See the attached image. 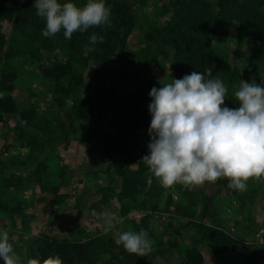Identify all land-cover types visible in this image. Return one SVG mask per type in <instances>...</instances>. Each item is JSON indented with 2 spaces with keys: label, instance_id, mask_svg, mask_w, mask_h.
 Segmentation results:
<instances>
[{
  "label": "rangeland",
  "instance_id": "obj_1",
  "mask_svg": "<svg viewBox=\"0 0 264 264\" xmlns=\"http://www.w3.org/2000/svg\"><path fill=\"white\" fill-rule=\"evenodd\" d=\"M168 2L170 0H144V3L136 0L138 23L129 37L128 45L109 61L101 75L102 83L117 84V90L111 97L115 100L116 109L104 118L103 127L111 128L121 122H140L134 128L132 137L136 148V159L130 165L133 171L138 170L140 164L148 168L142 158L149 154L151 120L140 121L139 114L131 115L129 110L138 104L149 109L152 102L151 89L160 88L173 78L177 79V75L170 68L174 54L172 47H165L168 57L160 55L155 60L145 52L150 45L146 38L147 33L165 25L171 16L166 18L163 15V7ZM3 28L5 34L12 38V42L15 38L19 40L12 25L6 23ZM228 32V39L215 43L218 54L225 56L224 66L211 67L206 73L209 78L222 80L227 87L223 105L226 107H229L230 98H235L234 93L241 80L251 83L255 79L260 83L264 76V45L249 39L244 41L237 54L236 32L233 27H229ZM60 55L57 49L45 53L44 59ZM235 61L238 63L241 79L237 85L231 86L227 73L235 68ZM6 63H0V76L6 67H12L17 74L10 95L20 110L35 108L36 111V116L29 125L23 121L17 124L19 119L14 116L8 122L0 124V162L5 164L0 168L6 172L13 170L15 181L21 183L20 178L25 180L24 185L6 190L5 195L0 198V203L3 201L11 206L23 201L25 217L16 216V222L13 223L10 214L0 211V232H9L10 242L21 261L28 260V251L22 238L27 233L49 235L57 240L87 241L100 238L107 242L111 238L115 239L119 232H139L144 229L148 238L154 242L153 251L147 256L139 257L137 264H185L187 253L194 248L205 256L208 254V248L198 243L200 238L196 230L187 224L191 219L198 220L203 207L200 194L210 182L194 187L176 184L165 189L148 169L145 177L150 186L155 185L152 187L153 191L145 189L138 195L136 202L128 201L127 198L121 199L122 181L116 171H109V163L103 152L104 135H97L90 142L84 140L83 130L90 128L92 123L84 124L81 115L77 113L85 111L82 103L87 102L90 76L95 71L92 66L86 70L77 67V74L84 72L86 82L75 100H68V105L60 109L54 103L53 83L43 76L38 64L29 56L15 58L9 64ZM248 65L263 66H256L257 74L250 76L245 69ZM142 94L144 97H141ZM2 95L0 92V96ZM236 103L239 105L237 100ZM74 104L77 105V110L70 109ZM70 111L72 117L66 118V112ZM69 121L73 122L78 132L71 133V127L67 128L69 134L65 139L59 126L65 122L69 126ZM31 156L34 157V162L31 161ZM13 159H18L20 164H13ZM41 164L46 167L41 168ZM38 166L41 168L40 174L37 172ZM2 176L0 170V180ZM222 180V190L216 195L214 204L218 212V222L223 224L229 235L260 251L259 260L252 264H264V182L250 179L247 190L239 191L229 188L227 179ZM42 185H57L60 188L58 193L62 198L58 205H54L53 194L44 191ZM170 196L172 204L168 208ZM177 206L182 209H177ZM101 212L112 214L115 224L113 230H105L103 220L99 219ZM147 216L148 227H145L142 218ZM170 221L174 223V228L168 225ZM99 254L102 261L110 259L107 253ZM0 264H4L2 259Z\"/></svg>",
  "mask_w": 264,
  "mask_h": 264
},
{
  "label": "trees",
  "instance_id": "obj_2",
  "mask_svg": "<svg viewBox=\"0 0 264 264\" xmlns=\"http://www.w3.org/2000/svg\"><path fill=\"white\" fill-rule=\"evenodd\" d=\"M34 2L35 0H0V63L6 61L9 64L12 59L29 56L38 64V69L43 76L53 83L54 103L60 109L68 105V100H75L86 82L84 72L77 74V67L86 70L92 66L95 69L94 74L90 76L87 88V102L82 103L85 111L84 113L75 111V114L81 115L84 124L92 123L90 128L83 130L84 140L90 142L95 136L104 135L103 152L109 163V171H116L122 181L120 198L136 202L138 195L145 189L149 188L152 192V187H155L154 184L152 186L148 184L145 177L148 168L144 164H140L138 170L130 169L131 162L136 159V148L132 137L134 128L140 122L138 120L121 122L111 128L103 127L104 118L116 109L115 100L111 97L117 90V84L108 85L101 81V75L109 61L120 50L126 49L129 37L138 23L136 0H105L106 6L111 10L110 26L101 25L91 27L84 32H74L70 40L65 39L63 29L54 37L46 38L42 35V31L46 28V21L37 15ZM61 2H75L78 6H83L87 0H61ZM141 2L144 3V0ZM163 11L166 18L171 16L165 25L147 33L146 38L150 45L145 52L151 55L152 60H155L160 55L168 57L165 47H172L174 54L170 68L177 75V79H182L193 71L206 75L211 67H223L225 56L218 54L215 43L228 39L229 27H233L236 32L237 54L246 40L253 39L258 44L264 45V0H170L164 5ZM6 23L16 30L19 40L15 38L12 42V38L5 34L3 25ZM93 33L98 36V40L95 44H90L89 37ZM57 49L61 53L60 56L44 59L45 53H51ZM234 64L235 68L227 73L231 86L237 85L241 79L237 61ZM145 65L147 66L148 62ZM256 66L263 65H248L245 68L246 73L255 76ZM16 79L17 74L12 67H6L1 73L0 92L3 95L0 96V124L8 122L14 116L19 119L17 124L23 121L29 125L36 116V111L35 108L20 110L15 99L10 95ZM96 85H98L97 89H95ZM143 95L141 97H144ZM228 105L229 108L239 106L233 97L230 98ZM70 109L77 110V105L74 104ZM136 113L139 114L140 121H149L152 118L149 109L139 104L129 110L131 115ZM66 116L71 118L72 112H66ZM59 127L65 139L69 134L67 128L71 127V133L78 132L72 121L69 126L65 122ZM19 129L21 130L20 127ZM104 129L105 132H103ZM31 161L34 162L33 156ZM14 162L20 164L18 159H13V164ZM0 163V166H5L4 162ZM40 166L46 167L43 164ZM40 166L37 167L39 174ZM0 170L3 174L0 180V198L5 195L6 190L17 189L25 184L22 178H20L22 184L13 179V170L10 169L8 172L3 168ZM222 184L221 178L215 183H208L203 188V193L200 194L203 207L198 215L199 218L191 219L187 224L193 226L200 238L198 243L204 244L209 252L205 256L200 250L194 248L187 253L185 264H252L260 258V251L229 235L223 224L218 222V212L214 204L216 195L221 193ZM41 188L53 194L54 205H58L62 198L58 193L60 188L57 185L51 187L42 185ZM157 196L158 194L155 197ZM171 204L170 196L168 208ZM180 208L177 206V209ZM0 211L10 214L13 223L16 222V216L25 217L23 201H18L13 206L2 201ZM148 217L142 218L145 227H148ZM168 225L174 228L173 222L170 221ZM177 233L179 234L178 230ZM25 235L30 236V239L25 240ZM22 238L28 251V259L38 258L41 264L49 256L57 255L60 256L63 264H137L139 258L126 252L112 238L107 242L100 238L69 241L57 240L44 234L28 233ZM100 252L109 254L110 259L102 261L99 257ZM26 262L21 261V264Z\"/></svg>",
  "mask_w": 264,
  "mask_h": 264
},
{
  "label": "clouds",
  "instance_id": "obj_3",
  "mask_svg": "<svg viewBox=\"0 0 264 264\" xmlns=\"http://www.w3.org/2000/svg\"><path fill=\"white\" fill-rule=\"evenodd\" d=\"M34 8L46 21L42 31L46 38L63 29L65 39L70 40L74 32L110 26L111 10L105 0H87L83 6L35 0ZM97 40L95 33L89 37L90 44ZM227 92L222 80L198 71L151 89V141L142 161L163 188L194 187L224 178L229 188L246 191L250 179L264 182V76L260 83L240 81L234 93L238 107L223 106ZM99 219L106 231L115 228L112 214L101 212ZM115 243L143 257L153 251L154 242L141 229L119 232ZM0 259L4 264H21L7 230L0 232ZM26 264H41V260L30 258ZM42 264L63 261L58 255L49 256Z\"/></svg>",
  "mask_w": 264,
  "mask_h": 264
},
{
  "label": "built area",
  "instance_id": "obj_4",
  "mask_svg": "<svg viewBox=\"0 0 264 264\" xmlns=\"http://www.w3.org/2000/svg\"><path fill=\"white\" fill-rule=\"evenodd\" d=\"M234 229V228H233Z\"/></svg>",
  "mask_w": 264,
  "mask_h": 264
}]
</instances>
